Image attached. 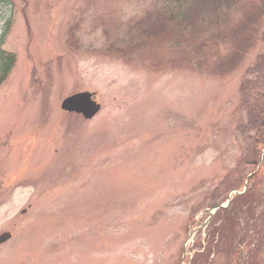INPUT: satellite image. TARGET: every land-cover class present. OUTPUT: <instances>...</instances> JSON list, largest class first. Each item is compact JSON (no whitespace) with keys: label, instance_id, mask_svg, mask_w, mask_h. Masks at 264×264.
<instances>
[{"label":"rangeland","instance_id":"rangeland-1","mask_svg":"<svg viewBox=\"0 0 264 264\" xmlns=\"http://www.w3.org/2000/svg\"><path fill=\"white\" fill-rule=\"evenodd\" d=\"M263 31L264 0H0V264H264Z\"/></svg>","mask_w":264,"mask_h":264},{"label":"water","instance_id":"water-1","mask_svg":"<svg viewBox=\"0 0 264 264\" xmlns=\"http://www.w3.org/2000/svg\"><path fill=\"white\" fill-rule=\"evenodd\" d=\"M92 95L87 90L75 92L63 100L62 106L66 109L81 112L85 118H91L100 109V104L92 98ZM10 235L9 231H3L0 234V242L7 240Z\"/></svg>","mask_w":264,"mask_h":264},{"label":"trees","instance_id":"trees-1","mask_svg":"<svg viewBox=\"0 0 264 264\" xmlns=\"http://www.w3.org/2000/svg\"><path fill=\"white\" fill-rule=\"evenodd\" d=\"M237 31H238V29H237ZM260 35H261V38L263 39L264 38V31ZM0 44H1V41H0ZM13 63H14L13 55L10 54V53H6L0 47V82H2L7 77L8 73L11 70V67H12ZM262 96H264V90L262 92ZM261 106L263 107L262 114L264 116V104H262ZM258 129H260V131H264V118L262 120L261 126H259ZM262 136L264 138V135H262Z\"/></svg>","mask_w":264,"mask_h":264},{"label":"bare ground","instance_id":"bare-ground-1","mask_svg":"<svg viewBox=\"0 0 264 264\" xmlns=\"http://www.w3.org/2000/svg\"><path fill=\"white\" fill-rule=\"evenodd\" d=\"M263 144V143H262ZM260 153H264V145H263V147L261 148V151H259V153L258 154H260ZM264 164V162L262 163V165ZM261 166V165H260ZM264 166V165H263Z\"/></svg>","mask_w":264,"mask_h":264}]
</instances>
